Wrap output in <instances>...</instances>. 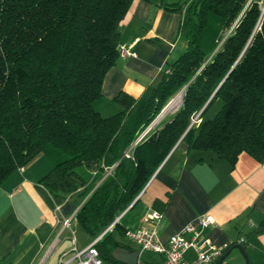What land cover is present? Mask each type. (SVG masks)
<instances>
[{
	"label": "trees",
	"instance_id": "16d2710c",
	"mask_svg": "<svg viewBox=\"0 0 264 264\" xmlns=\"http://www.w3.org/2000/svg\"><path fill=\"white\" fill-rule=\"evenodd\" d=\"M134 1L0 0V185L37 155L49 158L38 182L57 205L80 191L73 219L93 240L101 236L104 264H119L111 254L126 248L118 222L104 230L180 139L231 168L242 153L264 163V0L165 7L182 16L185 51L140 97L121 91L107 100L103 81ZM180 90L174 115L141 136ZM260 234L264 221L247 238Z\"/></svg>",
	"mask_w": 264,
	"mask_h": 264
},
{
	"label": "crops",
	"instance_id": "0c3cea01",
	"mask_svg": "<svg viewBox=\"0 0 264 264\" xmlns=\"http://www.w3.org/2000/svg\"><path fill=\"white\" fill-rule=\"evenodd\" d=\"M184 2L134 1L121 23L119 36L120 45L130 47L135 57L120 56L108 71L102 86L105 99L112 100L121 91L138 98L147 87L158 83L166 65L186 47L179 33L181 14L165 7ZM174 113L165 107L141 136L157 130ZM236 161L231 168L211 152L192 150L180 139L141 196L119 215L118 223L130 232L141 226L151 228L143 218L157 211L162 217L155 229L160 242L166 243L183 227L210 214L214 223L205 230L209 240L216 245L232 243L221 264L245 263L241 252L233 248L241 239L250 264H262L264 234L252 238L247 235L264 221V163L245 153ZM51 168V160L40 154L0 185V264H64L74 247L82 250L93 242L76 227L75 219L69 228L63 226L81 202L80 191L57 205L38 182ZM120 241L125 249L138 251L140 264H163V256L140 252L125 236ZM194 258L192 250L185 253L186 261Z\"/></svg>",
	"mask_w": 264,
	"mask_h": 264
},
{
	"label": "built area",
	"instance_id": "2783aa9c",
	"mask_svg": "<svg viewBox=\"0 0 264 264\" xmlns=\"http://www.w3.org/2000/svg\"><path fill=\"white\" fill-rule=\"evenodd\" d=\"M119 53L121 57H135V53L132 52L130 47L120 46ZM199 122V115H196L193 119V123L198 124ZM146 186L141 190L137 199L141 196ZM77 209L71 218L63 221L64 227H70L71 220L74 218ZM161 217V213L157 211L147 213L143 218V222L150 224L151 228L141 226L134 232L126 231L125 238L135 243L140 252H152L163 256V264H214L220 256L232 246V243L216 245L209 240L205 234V230L207 226L214 223L213 217L210 214H205L199 218L196 224H189L183 227L181 232L171 236L166 243H162L155 229ZM117 222L118 219L104 231L107 232L112 230L114 224ZM186 234L189 235L188 238L185 236ZM72 236L74 243L73 231ZM100 237L101 236L93 240L91 244H88V246L82 250H78L74 247L71 251V258L64 264H104L95 248ZM242 242L243 240L241 239L238 243L241 244ZM190 250L195 253V258L191 262H188L184 259V256L185 253ZM137 264L140 263L138 262Z\"/></svg>",
	"mask_w": 264,
	"mask_h": 264
},
{
	"label": "water",
	"instance_id": "95a60500",
	"mask_svg": "<svg viewBox=\"0 0 264 264\" xmlns=\"http://www.w3.org/2000/svg\"><path fill=\"white\" fill-rule=\"evenodd\" d=\"M233 248H235V249L239 250V252H241V254L245 260L244 264L250 263V260L247 256V253H246V251H244L245 247L242 244L237 243L233 246ZM229 252L230 251H227L225 254L220 256L218 264H221V262L229 254ZM138 255H139V253L136 250L117 248L112 252L111 257L114 259V261H116L119 264H137L138 259H139Z\"/></svg>",
	"mask_w": 264,
	"mask_h": 264
},
{
	"label": "rangeland",
	"instance_id": "374dc122",
	"mask_svg": "<svg viewBox=\"0 0 264 264\" xmlns=\"http://www.w3.org/2000/svg\"><path fill=\"white\" fill-rule=\"evenodd\" d=\"M182 1H187V0H182ZM183 40H185L184 37H183ZM184 51H185V49L181 50V52L176 56V58H173L172 61H174L175 59L180 57L183 54ZM182 94H183L182 90L177 92L172 98H170V100L167 102V104L164 106V108L166 107V109H168V111H172V112L177 110L178 107L181 105ZM219 107H220V104H217L212 109L211 113L209 114V117H212ZM104 115H106V112H104ZM146 257H149V256L145 255L144 258H146ZM142 261H144V260H142Z\"/></svg>",
	"mask_w": 264,
	"mask_h": 264
}]
</instances>
